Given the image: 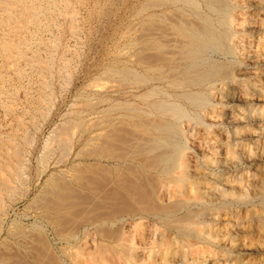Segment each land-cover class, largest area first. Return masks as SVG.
<instances>
[{"label":"rangeland","instance_id":"obj_1","mask_svg":"<svg viewBox=\"0 0 264 264\" xmlns=\"http://www.w3.org/2000/svg\"><path fill=\"white\" fill-rule=\"evenodd\" d=\"M157 3L180 21L172 11L220 20L206 0H0V264H264V2L231 4L234 77L213 83L206 108L185 103L198 121L183 120L178 139L190 172L204 170L198 194L217 175L224 188L190 211L151 198L136 167L149 133L128 108L161 86L141 75L164 70L167 55L152 45L154 26L167 29ZM134 186L149 198L129 197ZM139 206L153 210L141 218Z\"/></svg>","mask_w":264,"mask_h":264},{"label":"bare ground","instance_id":"obj_2","mask_svg":"<svg viewBox=\"0 0 264 264\" xmlns=\"http://www.w3.org/2000/svg\"><path fill=\"white\" fill-rule=\"evenodd\" d=\"M206 1L210 2L209 4L212 8H218L220 16L219 22L213 20V14L209 12L210 10L207 11L203 16L200 13H197V15L193 13V17L184 9L183 13L182 10H180V12L172 11L173 13L178 15V18L182 19V21H180L176 19V17L174 18L171 15V4L160 6L157 3L158 8L156 7V11H160L161 13H154V22H156L157 24L160 20V17L164 16L163 21L167 24V29L165 27L166 32L162 36H159L157 35L156 31L158 30L159 24L156 25V27L154 26L155 30L154 28L153 30L155 31L156 35H153L154 39L152 40V45L154 49H158L160 51L165 50V54H167L166 56L163 55L164 60L162 62V65L159 64L161 66L160 68L163 67L164 70H159L160 72L153 73L151 74V76L143 77L144 75H141V78L143 82L142 85H153L157 81H160L161 86L155 85L151 90L140 95H135V100L132 103L134 104V106L132 107V104L130 103L131 105L129 106V108L127 107L128 109L134 108V112L136 111L135 121L138 132H140L141 134L149 133V138L147 137L148 141H145V138L143 136H141L142 140L139 141L140 149L137 151L140 152V157L138 158V165L136 167L138 175L140 176V174H142L143 177L147 178L148 184L152 185V195L150 197L160 201L168 200L170 201V203H175L179 207L188 209L189 211L191 210L192 206H194V204H197L198 202H201V200H204L210 196L211 198H213L215 192L222 191L224 188L222 186L223 177L217 175L216 178L219 180V182L216 184V186L211 189L210 192L203 190L202 192H200V194H198V190L202 189V182L199 179L203 175L204 170L202 171L203 168L198 166L195 169L194 173L190 172L185 155L186 146L183 145L182 142L178 139V137L182 138L181 136L185 135V131L181 123L183 120L187 119L188 121H198V119H196L197 117L193 116L191 112L188 111L185 103L190 104L195 109L206 108L210 101H208L209 91L216 87V85H214L213 83L216 81L226 82L234 77V71L236 68L235 62H233L229 58H234L238 55L236 47L232 46V43L235 42L234 38L236 37V34L234 33L235 31H232L233 26L230 30L228 25L230 26L229 20L232 16L231 4H235V2H239V0ZM187 2L189 4V1ZM246 24L248 23H245V25H243V27H245L243 28L244 32H248V30H250L249 28H247ZM259 30L261 32L264 30L263 23L260 25ZM160 33L158 32V34ZM242 44H240V46ZM212 51L215 54H221L225 56L226 59L222 61H217V59L213 60V56L215 54L210 53ZM262 52L263 51L261 47L258 46L257 54L261 55ZM208 85L210 86L208 87ZM224 86L225 84L223 83L221 88L223 89ZM176 90H181V92H183L180 95L177 94L176 96L172 93V91ZM230 92L235 93L233 100L238 99V96H236V93H239L238 89L234 88V90ZM237 113L242 118L245 117L244 111L242 110V108H239V106L237 108ZM256 114L258 116L256 122H258L261 117L264 118L263 110L262 112H257ZM155 119H158V121H156ZM153 120L156 122H154ZM261 132H264V130H261ZM228 144L230 153H232V150L234 148L233 144L230 141H228ZM233 156V153L230 154V158H233ZM207 161L212 162L211 159H207ZM144 181L146 180L144 179ZM154 181L155 184H153ZM124 184L126 185L125 189L130 187L129 184ZM146 186L147 185L144 186V183H139L137 188L139 187V190L140 187H144V189H147L145 188ZM133 188H135V186L131 187V189ZM127 190L129 191V188ZM134 190L135 189H133V191ZM142 190L143 189H141L140 191ZM214 190L216 191L213 192ZM133 191L130 193L129 197H132L134 199L143 198L144 194L142 195L140 192L137 193L138 190L134 192ZM145 192L147 193V191ZM144 196L146 199L149 198L146 195ZM140 200L142 199H139L138 201L141 202ZM175 204L170 205L173 206ZM147 208L139 206L136 209L133 208L132 211L133 213L134 211L140 213L142 218L149 211L151 212L153 210L151 207H149V209L151 210ZM158 209L163 214L168 215L169 212H172L171 209L173 208L160 207ZM188 215L189 214H187V216ZM194 223L197 224L200 223V221L195 220ZM138 224L140 223H135V225ZM162 240L163 237L159 236L158 242L162 243ZM158 255H154V260L156 262L158 261ZM175 257H177V250L169 249L164 255V260L172 262V259Z\"/></svg>","mask_w":264,"mask_h":264}]
</instances>
